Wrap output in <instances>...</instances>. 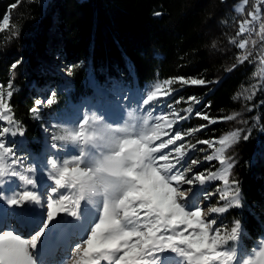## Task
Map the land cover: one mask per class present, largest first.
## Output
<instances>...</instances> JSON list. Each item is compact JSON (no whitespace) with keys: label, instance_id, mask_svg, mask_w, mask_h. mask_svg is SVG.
<instances>
[{"label":"trees","instance_id":"16d2710c","mask_svg":"<svg viewBox=\"0 0 264 264\" xmlns=\"http://www.w3.org/2000/svg\"><path fill=\"white\" fill-rule=\"evenodd\" d=\"M254 4L256 0H250L247 7L243 0H0V22L8 15L10 26L19 33L17 38L7 29L0 33V86L6 87L10 77L14 79L10 103L26 127L25 135L8 140L16 145L18 156L28 152L35 157L20 162L22 174L31 178L29 174L36 170L34 187L57 185L45 194L46 199L57 206H68L88 195L73 170L89 172L100 190L92 207L98 208L96 201L100 200V210L118 220V207L130 185L126 175L114 177L102 172L101 164L116 160L126 148L135 154L149 150L135 174L142 182L153 174V183L154 172L164 167H157L155 156L158 147H163L156 143L162 137L153 144L138 140L163 118L160 106L153 105L164 96L153 84L177 76L218 80L207 87H184L172 100L184 97L174 105L182 110L188 107L187 97L196 95L203 98L197 110L211 102L207 111L213 117L239 111L241 118L250 120L249 125L217 122L192 139H218L237 127L252 128L250 138L229 151L235 157L232 173L240 181L242 206L216 217L221 225L239 218L243 231L235 246L227 239L223 245L217 244L213 261L240 264L253 260L264 247L256 252L264 238V66L258 63L264 54V41L258 35L261 20L253 22L251 34L243 37L253 50L251 60L234 71L227 69L236 63L240 52L229 38L241 39L236 36L238 22L247 18L246 11H251ZM20 58L23 63L13 75L10 66ZM114 82L130 89L120 93L123 98L117 97ZM53 89L56 94L52 99L57 102L41 106L40 118L33 119L29 110L34 100L42 97L46 101ZM253 94L251 101L243 99ZM237 96L239 102L233 99ZM253 105L254 110L249 112ZM206 123L193 118L177 127ZM45 131L50 137L49 147L45 145ZM84 132L93 135L91 143H84ZM198 147L211 154L219 145L214 144L213 149ZM15 166L9 150L0 146V172L9 175ZM210 168L217 171L218 161L202 163L195 171ZM18 186L19 182L13 180L0 192L7 194ZM203 190L200 187L197 192ZM10 211L18 209L0 200V216ZM92 211L88 216L97 221L98 212ZM230 231L218 230V240Z\"/></svg>","mask_w":264,"mask_h":264},{"label":"snow or ice","instance_id":"6c2138e0","mask_svg":"<svg viewBox=\"0 0 264 264\" xmlns=\"http://www.w3.org/2000/svg\"><path fill=\"white\" fill-rule=\"evenodd\" d=\"M249 2L250 0H243L246 7ZM246 17L238 22L236 36L241 37V39L237 40L234 37H230L228 41L240 50L235 57L236 63L227 69L228 72L234 71L240 65L251 60L254 54L253 50L247 47L249 40L243 37L246 34H251L254 21L261 20L258 35L264 41V0H256V4L252 6V10L246 11ZM6 29L12 34L13 38L18 37L19 33L15 32L10 26L8 15H5L2 22H0V33H3ZM256 43V40H252L253 45H256ZM213 47H215V44H213ZM22 63L23 60L20 58L11 64L10 68L13 75ZM258 63L264 66V54L260 55ZM69 67L71 69L72 66ZM261 74H264V67L261 68ZM218 82V80L210 81L201 76H177L157 81L153 84L155 88H162L164 93V98L156 100L153 105L160 106V114L167 120V125L162 136V138H166H161L156 142L158 146L162 145L163 147H158L155 156L157 167L160 164L164 165L160 169V174L168 185L167 193L170 194L171 202H169V195L159 194L158 202L155 206L149 207L147 204L138 205L137 210L130 212L118 225L122 234L127 233L132 237L127 247L123 243L115 244L101 249L99 253L85 257L82 242L87 237L91 224L94 222V218L90 219L84 231L79 233L81 237L80 242L69 249L71 258L66 259L64 264H82V261L85 259L103 260L106 264H117L119 257L125 251L132 249L133 246L136 249V255L129 258L138 260L140 264H174L173 258L168 255L169 253L173 254L174 257L178 255L184 256L185 253H188L186 260H190L191 264H214L213 255L217 244L223 245L225 239L233 242V246L239 243L243 231L239 218H234V222L230 225H221L216 217L225 214L232 208L242 206L240 181L232 173V169L235 167V157L229 155V151L241 140L247 141L250 138L252 128L237 127L226 134H222L218 139L196 138L193 140L192 138L217 122L238 121L240 124L249 125L250 120L241 118L239 111H234L233 114L223 117H213L207 111L212 107L211 102L204 104L202 108L197 110L196 106L201 104L203 98L196 95L187 97L188 107L182 110L175 108L174 105L180 104L185 98L180 97L175 101L172 100V97L178 91L183 90L184 87H207L211 83ZM177 84H179V88L175 87ZM113 87L118 98H123L120 96L121 92L130 90L119 82H114ZM14 89L15 84L12 77L9 78L6 87L0 86V146L9 150L11 161L16 165L13 169L9 170V175H4L3 172H0V189H3L6 184H11L13 179L19 182V186L7 194L0 192V200H3L9 207L14 206L18 209L23 208L26 204L29 206L35 204L37 207H46L47 212L43 226L28 240L19 238L21 236L15 234L12 230L0 232V234H3L0 235V264H34L32 253L36 252L37 245L41 237L44 236L45 230L52 228L55 238L64 237L65 230L56 228L54 221L58 216L69 217V213L61 211L57 205L49 203L45 197L33 195V192H37L34 187L37 175L36 170H33L29 174L31 178L22 174L20 162H27L35 159V157L28 152L23 156H18L16 145L10 144L8 140L9 137L15 138L26 134V127L16 117L14 108L10 103V99L14 95ZM55 94L56 91L53 89L51 96L46 101L42 97H37L34 100V106L29 110L32 113L33 119L40 118L39 112L41 106L57 102L52 99ZM253 98L254 94L243 99L251 101ZM233 99L239 102L241 98L237 96ZM85 100L90 102L91 99L85 98ZM165 107L167 108V112L164 111ZM254 108L255 105L249 107L248 111L251 112ZM193 118L206 121L207 123L190 126L186 129L177 127L181 122L190 121ZM214 144H218L219 148L211 154L207 153L205 149L198 147V145H205L207 149H213ZM196 152L205 154L202 157L194 156L193 154ZM214 160L218 161L221 166L220 171H215L211 168L199 172L195 171L202 163L211 164ZM213 181L222 182L224 187H218L215 192H205L203 200L209 201L215 195L218 196L219 203L204 208L200 202V194L197 192L196 186H204L206 183ZM192 208L196 211L193 212ZM185 209H191L187 211L192 212V215H186ZM88 211L90 210L87 206H83L79 215L72 213L73 221L81 223ZM173 216L177 217V219L173 220ZM205 226H207L205 233H200L199 229ZM140 229H146L143 234L144 239L140 238ZM218 230L231 231L226 238H221L213 243V233H216ZM99 231L100 228L98 227L96 232L93 233L94 238ZM149 233L154 235L150 236ZM205 234L208 235L209 243L212 244L213 250H210L208 247H200L198 251H194L193 246L199 247L203 243L201 238ZM161 237L164 238L161 239ZM109 239L118 238L109 237ZM137 240L139 241L138 243H136ZM146 240H149L150 243L146 244ZM258 243L259 248L256 252H259L261 250L260 246L264 245V238H261ZM178 245L185 246V252L182 253Z\"/></svg>","mask_w":264,"mask_h":264},{"label":"rangeland","instance_id":"374dc122","mask_svg":"<svg viewBox=\"0 0 264 264\" xmlns=\"http://www.w3.org/2000/svg\"><path fill=\"white\" fill-rule=\"evenodd\" d=\"M257 22V21H254ZM158 93L161 96H164L163 89L160 88L158 90ZM41 109V108H40ZM167 125V120L165 117L161 118L155 125H151V127L146 130L145 132L141 133L138 137V140L142 143H148L153 144L155 141H157L158 137H162L165 127ZM44 139H45V145L47 147L50 146V137L48 136L47 131H45ZM83 141L85 144L91 143L93 140V135L89 132H84L82 135ZM149 150H143L139 154H135L132 150H127L126 148H123L117 157L116 160L111 162H104L101 164L100 169L102 172H106L109 175H112L114 177H122L125 176L128 179L129 182V190L124 195L122 201L120 202V205L118 207L119 210V216L118 220H112L108 213L102 212L100 210L101 201H96V204L98 205V208L92 207L91 204L94 203V197L95 195L99 194V187L92 182L93 178L89 172L86 171H80V170H73L77 172L78 179L81 182L83 189L86 190L88 195H83L82 198H80V202H75L73 204H70L66 206L65 204H60L58 207L61 209V211H67L69 213V217L65 218L63 216H58L55 218L54 224L56 228L64 229L65 235L68 237V245L66 244V249L60 248L58 249V242L61 240V237L55 238V233L52 228L46 229L45 234L43 237H41L40 242L37 245V250L39 251L41 249V246H47L46 244L55 245V247H52V250L56 249V253L58 254L57 258H49L48 256L46 258H49L48 260H39L38 255L33 252L32 253V259L34 261V264H64L66 259H70V248L74 247L76 244L80 242L81 237L79 236V233L84 231L85 226L89 224V214L92 213V210H95V212H98V220L94 221L91 224V227L88 231L87 237L82 242L84 245V256L89 257L92 254L99 253L101 249L108 248L111 245L120 244L123 243L125 247H127V244L129 241L132 240V237L128 235L127 233L122 234L118 225L129 215L130 212H134L137 210V206L140 204H147L149 207L155 206L158 202V195L159 194H166L169 195V202H171L170 194L167 193V183L164 182L163 178L161 177L160 171H155L154 175V184L152 183V175L149 176L144 182L139 180V178L136 177V172L138 171V166L140 164V161L143 159H146L148 156ZM157 169V168H156ZM221 170V166L217 171ZM14 181L18 182L16 179H13ZM150 184L152 186H150ZM187 187V186H185ZM204 188L206 190H203L200 193L199 199L200 202L203 204L204 208H207L208 206L212 204L219 203L218 196H213L211 200L204 201L203 195L205 192H215L216 189L223 188L224 185L220 181H213L208 182L204 186H196V190L198 188ZM53 188H57V185H52V183H44L37 187L35 196L41 195L42 197H45L48 194L49 191ZM48 202L51 203L50 198H47ZM85 200V201H83ZM87 201L86 205H83ZM90 202V203H89ZM52 204V203H51ZM83 206H87V208L90 210L86 212V214L83 217V221L81 223H77L76 221H73L71 214L75 213L79 215L81 209ZM18 209V208H17ZM193 212L196 211L194 208H192ZM141 211H143L141 209ZM186 215L191 216L192 212L184 210ZM46 212L47 209L37 207L35 204L29 206L25 205L23 208L18 209L17 212L10 213H2L0 216V225L5 220H14V218H18V223H20V227L24 230L23 234H35L39 231V229L43 226L44 220L46 219ZM26 214H31V217H34L38 224L33 225L32 229L29 233L26 232L27 227H24L23 224L26 222H32V220L25 218L23 219L22 216ZM22 215V216H21ZM63 215V214H61ZM215 215V214H212ZM30 217V216H26ZM173 220L177 219V217L173 216ZM5 221L4 226L0 228V232L6 231V230H12L15 234H19L17 231H15L16 223L13 224L10 223L9 226H5L7 222ZM103 221V225H102ZM100 228V231L97 233V236L94 238L93 233L96 232L97 228ZM205 227H202L199 229L200 233H205ZM5 228V229H4ZM146 229H140V238L144 239V232ZM22 233L19 235L21 239L28 240L32 235H27L25 237ZM3 235V234H0ZM149 235H154L152 233H149ZM109 237H117L118 239H109ZM164 237H161L163 239ZM70 239V240H69ZM203 243L197 246H193L194 251H198L200 247H208L209 249H212V244L209 243V237L207 234L203 235L202 238ZM53 240V242H50ZM218 240L217 232L213 234V243H215ZM139 241L137 240L136 243ZM52 243V244H51ZM145 243H150L149 240H146ZM79 247V245H77ZM180 248V251L183 253L185 252V246L178 245ZM45 252V251H44ZM136 255V249L133 246L132 249L125 251L123 255L119 257V260L117 261V264H140L138 260L131 259L129 257H134ZM170 257L173 258L174 264H191L190 260H186V256L188 253H185L184 256L178 255L176 257L173 256V254H168ZM225 264H231V261L224 260ZM82 264H106L103 260H95V259H85L82 261ZM240 264H264V247L261 250L259 254L256 255V257L253 260L246 259Z\"/></svg>","mask_w":264,"mask_h":264},{"label":"bare ground","instance_id":"6f19581e","mask_svg":"<svg viewBox=\"0 0 264 264\" xmlns=\"http://www.w3.org/2000/svg\"><path fill=\"white\" fill-rule=\"evenodd\" d=\"M26 216H30V217H26ZM31 216H32L31 214H26V215L22 216L23 219L28 218V219L32 220V222H29V223L26 222L25 224H23L24 227H27V230H26L27 233H29L31 231L33 225L38 224L37 221L35 220V218L31 217ZM18 218H14V220H9V218H6L8 220L7 221L5 220L7 222V224L5 226H9V223L15 222L16 223L15 231H17L19 234L20 233L23 234L24 230L20 227V225H19L20 223H18ZM5 221L3 223H1L0 228L4 226ZM23 235L25 237H27V235H33V234H23ZM50 242H53V240H51ZM58 244H59L58 245V249H60V248L66 249L65 245L66 244L68 245V237H66V235L64 237H61V240L58 242ZM46 245L47 246H44V247L41 246V249L39 250V252L37 254L38 258H39V260H41V262H42V260H48L49 258L54 259V258L58 257V254L56 253V249L55 250L51 249L52 247H55L56 244L55 245H51V246L49 244H46ZM47 256L49 258H46Z\"/></svg>","mask_w":264,"mask_h":264}]
</instances>
